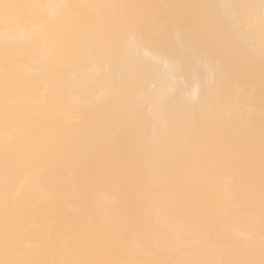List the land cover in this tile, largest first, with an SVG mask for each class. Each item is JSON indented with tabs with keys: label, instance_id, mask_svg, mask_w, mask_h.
Here are the masks:
<instances>
[{
	"label": "bare ground",
	"instance_id": "1",
	"mask_svg": "<svg viewBox=\"0 0 264 264\" xmlns=\"http://www.w3.org/2000/svg\"><path fill=\"white\" fill-rule=\"evenodd\" d=\"M0 261L262 264V0H0Z\"/></svg>",
	"mask_w": 264,
	"mask_h": 264
},
{
	"label": "snow or ice",
	"instance_id": "2",
	"mask_svg": "<svg viewBox=\"0 0 264 264\" xmlns=\"http://www.w3.org/2000/svg\"><path fill=\"white\" fill-rule=\"evenodd\" d=\"M262 6H264V0H262ZM3 7L7 9L12 7V5L4 4ZM0 264H5V262L0 261ZM262 264H264V262H262Z\"/></svg>",
	"mask_w": 264,
	"mask_h": 264
}]
</instances>
